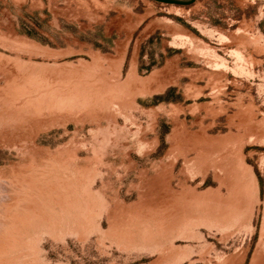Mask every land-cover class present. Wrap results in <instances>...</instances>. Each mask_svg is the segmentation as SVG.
<instances>
[{
	"label": "rangeland",
	"instance_id": "rangeland-1",
	"mask_svg": "<svg viewBox=\"0 0 264 264\" xmlns=\"http://www.w3.org/2000/svg\"><path fill=\"white\" fill-rule=\"evenodd\" d=\"M0 264H264V0H0Z\"/></svg>",
	"mask_w": 264,
	"mask_h": 264
},
{
	"label": "water",
	"instance_id": "water-1",
	"mask_svg": "<svg viewBox=\"0 0 264 264\" xmlns=\"http://www.w3.org/2000/svg\"><path fill=\"white\" fill-rule=\"evenodd\" d=\"M165 3L179 4V5H190L196 0H157Z\"/></svg>",
	"mask_w": 264,
	"mask_h": 264
},
{
	"label": "bare ground",
	"instance_id": "bare-ground-1",
	"mask_svg": "<svg viewBox=\"0 0 264 264\" xmlns=\"http://www.w3.org/2000/svg\"><path fill=\"white\" fill-rule=\"evenodd\" d=\"M9 99V98H8ZM7 103V102H6Z\"/></svg>",
	"mask_w": 264,
	"mask_h": 264
}]
</instances>
